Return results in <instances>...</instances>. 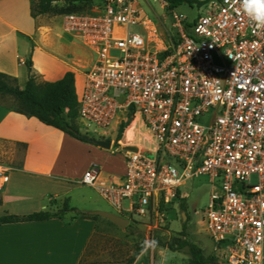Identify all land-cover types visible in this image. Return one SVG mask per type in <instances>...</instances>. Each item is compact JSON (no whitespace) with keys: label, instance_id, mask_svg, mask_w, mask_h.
Returning a JSON list of instances; mask_svg holds the SVG:
<instances>
[{"label":"built area","instance_id":"2783aa9c","mask_svg":"<svg viewBox=\"0 0 264 264\" xmlns=\"http://www.w3.org/2000/svg\"><path fill=\"white\" fill-rule=\"evenodd\" d=\"M176 17L180 35L167 44L136 0L64 16V32L96 54L76 64L78 118L107 134L134 111L155 143L133 151L121 138L124 173L93 164L79 182L154 232L169 227L181 188L208 175L215 250L229 264H264V28L241 0H212L191 26ZM8 172L0 165V192Z\"/></svg>","mask_w":264,"mask_h":264},{"label":"crops","instance_id":"0c3cea01","mask_svg":"<svg viewBox=\"0 0 264 264\" xmlns=\"http://www.w3.org/2000/svg\"><path fill=\"white\" fill-rule=\"evenodd\" d=\"M31 3L0 0V72L26 85L30 73L38 82H44L59 80L72 71L78 91L84 74L76 64L85 59L73 58L55 67V22L45 15L33 17ZM24 66H28L27 71ZM5 98L0 101V156H10H6L8 161L0 162L9 168L6 186L0 192V216L57 210L63 205L62 198L72 194L75 184H81L82 174L76 177L69 162L73 160L72 149L86 141L18 112ZM9 144L22 149L20 159L16 148L7 150ZM124 171L125 165L114 172H103L119 176ZM74 216L68 212L45 220L0 223V264H82L98 222L93 217Z\"/></svg>","mask_w":264,"mask_h":264},{"label":"rangeland","instance_id":"374dc122","mask_svg":"<svg viewBox=\"0 0 264 264\" xmlns=\"http://www.w3.org/2000/svg\"><path fill=\"white\" fill-rule=\"evenodd\" d=\"M211 1L186 0L172 7L170 0H136V5L142 13L153 21L160 37L167 44H172L176 42L180 35V25L176 16L181 19L183 25L191 26L192 22L202 14L206 5ZM55 7L57 11L45 14L47 19L55 22V67L60 66L62 61H70L77 57H82L87 61L92 58L95 59L96 54L76 39L68 36L62 26L64 16L69 11L79 8L84 9V5L81 6L78 3L69 5L60 1L55 3ZM24 69L27 71L28 66H24ZM20 86L23 88L25 83H21ZM82 88L83 83L78 86L77 93L80 94ZM5 101L14 103L13 106L17 103L11 97H6ZM72 122L87 137L101 139L107 137L106 139L113 141L110 149L98 147L92 142L79 144L72 149L73 160L69 162V165L75 172L76 177L83 174L93 164L103 171L110 170L112 172L124 167V150L117 141L119 126L116 128L114 124L106 132L107 134H102L95 132L94 128H86L79 118L72 119ZM125 131L122 136L123 139L125 134L124 142H137L139 145L137 143L134 145L138 147L154 149L155 143L151 138V133L140 120L133 122ZM131 139H134V141H129ZM12 147L16 148V157L20 159L22 149L9 144L7 150ZM6 156H10V153H4L0 156L1 163L4 160L8 161ZM116 174L119 175L120 173ZM254 181H256V177H254ZM211 186L208 175L197 177L183 186L181 188L182 196L176 203V211L173 212L174 215L169 221V227L163 230L157 229L154 232H149L146 220L137 216L131 219L126 227H122L106 217L94 215L93 218L98 222L97 231L82 264H189L190 256L186 251L166 247L160 242L161 240L169 244H175L177 239L183 237L181 231L185 226V221H187L186 231L188 237L215 256V261L212 264H229L215 250L214 243L206 229V210L211 200ZM65 199H68L72 207H77L85 212V217L92 215L90 212L95 210L126 215L118 212L95 188L87 185L75 184L72 194L62 198L63 201ZM182 202L187 205L186 211L181 209ZM128 204L129 201L125 200L124 207L126 211L128 210ZM151 241H156V244L146 246L145 242ZM140 245H143L142 248L134 260H131Z\"/></svg>","mask_w":264,"mask_h":264},{"label":"trees","instance_id":"16d2710c","mask_svg":"<svg viewBox=\"0 0 264 264\" xmlns=\"http://www.w3.org/2000/svg\"><path fill=\"white\" fill-rule=\"evenodd\" d=\"M60 1L69 5L76 3L81 6L84 5V9L79 8L69 11V13H72L90 11L96 2L100 3L103 0H32L31 15L37 17L39 15L53 13L57 11L55 3ZM170 1L171 6L175 7V5L186 0ZM28 65L30 68L31 63L29 62ZM7 96H10L17 101V105L13 106V108L18 112L27 116H35L41 121L59 128L82 141L90 142L88 137L83 135L72 122V119L78 118V94L74 72L68 71L59 80L44 82H38L35 75L30 73L29 79L23 88L18 84L17 78L0 72V101ZM133 112L134 111L130 112L127 121H123L120 124L117 141L122 138L125 129L131 124L134 118ZM1 202L0 199V203ZM52 202L55 203L54 200ZM181 209L183 211L187 210L186 203H181ZM68 212H74V218L78 216H86L85 212L77 207H72L69 204L68 199H65L63 205L57 210H41L24 216L5 214L0 216V223L45 220L53 217H63ZM88 217H94V215H89ZM184 223L185 226L181 231L183 235L182 238L177 239L175 244H169L159 239L161 244L169 248H175L176 250L186 251L190 256L189 264H212L215 261V256L207 252L188 237L186 231L187 221ZM142 246L143 245H140V248L135 252L131 260H134Z\"/></svg>","mask_w":264,"mask_h":264},{"label":"water","instance_id":"95a60500","mask_svg":"<svg viewBox=\"0 0 264 264\" xmlns=\"http://www.w3.org/2000/svg\"><path fill=\"white\" fill-rule=\"evenodd\" d=\"M88 139L92 143L97 144L99 147L106 148V149H110L113 145V141L111 139H101V138H95V137H88ZM125 149L138 151L139 147L137 145H127L125 146ZM90 214L106 217L112 220L113 222H115L116 224L121 225L122 227H126L130 223L129 219L119 214L108 212V211L95 210V211H91Z\"/></svg>","mask_w":264,"mask_h":264},{"label":"clouds","instance_id":"9594fccd","mask_svg":"<svg viewBox=\"0 0 264 264\" xmlns=\"http://www.w3.org/2000/svg\"><path fill=\"white\" fill-rule=\"evenodd\" d=\"M243 11L255 22L258 29L264 28V0H241ZM147 245H155L156 241L145 242Z\"/></svg>","mask_w":264,"mask_h":264},{"label":"bare ground","instance_id":"6f19581e","mask_svg":"<svg viewBox=\"0 0 264 264\" xmlns=\"http://www.w3.org/2000/svg\"><path fill=\"white\" fill-rule=\"evenodd\" d=\"M135 122V121H134ZM134 138H135V132H134ZM129 141H134V139H131V140H129Z\"/></svg>","mask_w":264,"mask_h":264}]
</instances>
